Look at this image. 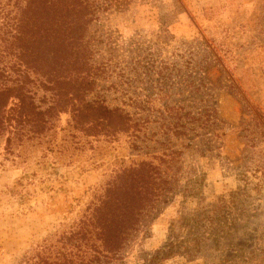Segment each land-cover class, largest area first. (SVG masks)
<instances>
[{
	"label": "rangeland",
	"instance_id": "obj_1",
	"mask_svg": "<svg viewBox=\"0 0 264 264\" xmlns=\"http://www.w3.org/2000/svg\"><path fill=\"white\" fill-rule=\"evenodd\" d=\"M16 2L0 0L10 39ZM83 5L95 81L86 100L136 126L86 137L63 113L13 156L0 137V264L78 262L69 233L106 183L140 162L157 169V196L123 248L96 264H264V0ZM35 86L37 100L49 98Z\"/></svg>",
	"mask_w": 264,
	"mask_h": 264
},
{
	"label": "trees",
	"instance_id": "obj_2",
	"mask_svg": "<svg viewBox=\"0 0 264 264\" xmlns=\"http://www.w3.org/2000/svg\"><path fill=\"white\" fill-rule=\"evenodd\" d=\"M17 1L11 39L6 36L8 15L0 22V58L7 53L16 58L7 65L0 63V137L5 138V153L13 156L26 141L43 138L63 113L69 114L73 129L86 137L116 136L134 129L136 124L122 109L86 100L95 81L81 44L87 25L84 0ZM35 85L49 98L37 100L31 89ZM213 111L203 112L206 122ZM158 182V171L149 162L117 173L89 215L69 233V241L76 242L78 262L63 258L61 264H96L101 257H114L136 231L141 212L155 200ZM83 248L92 249L87 260Z\"/></svg>",
	"mask_w": 264,
	"mask_h": 264
}]
</instances>
